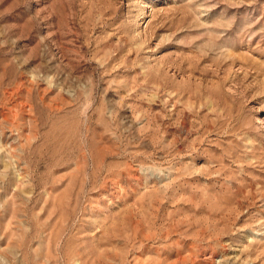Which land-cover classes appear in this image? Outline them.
Wrapping results in <instances>:
<instances>
[{
	"label": "rangeland",
	"instance_id": "obj_1",
	"mask_svg": "<svg viewBox=\"0 0 264 264\" xmlns=\"http://www.w3.org/2000/svg\"><path fill=\"white\" fill-rule=\"evenodd\" d=\"M0 264H264V0H0Z\"/></svg>",
	"mask_w": 264,
	"mask_h": 264
}]
</instances>
